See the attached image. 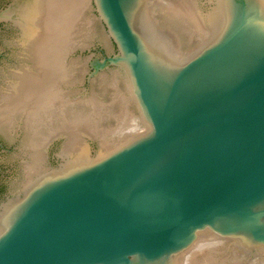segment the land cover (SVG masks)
<instances>
[{"label":"water","instance_id":"water-1","mask_svg":"<svg viewBox=\"0 0 264 264\" xmlns=\"http://www.w3.org/2000/svg\"><path fill=\"white\" fill-rule=\"evenodd\" d=\"M24 1L0 42V264L263 256L264 6Z\"/></svg>","mask_w":264,"mask_h":264},{"label":"flooded vegetation","instance_id":"flooded-vegetation-1","mask_svg":"<svg viewBox=\"0 0 264 264\" xmlns=\"http://www.w3.org/2000/svg\"><path fill=\"white\" fill-rule=\"evenodd\" d=\"M25 3L26 2L24 0H0V42L10 41L12 39H19L20 42L21 30L16 21L19 20V8ZM12 53L11 49H4L0 51V61L11 56ZM17 115L20 117L23 116L21 114ZM13 151V146H9L0 139V207L7 200V198L11 197L7 179L10 178V169L12 167L6 165L3 162V159Z\"/></svg>","mask_w":264,"mask_h":264},{"label":"rangeland","instance_id":"rangeland-1","mask_svg":"<svg viewBox=\"0 0 264 264\" xmlns=\"http://www.w3.org/2000/svg\"><path fill=\"white\" fill-rule=\"evenodd\" d=\"M207 240H209V241H207ZM203 241H205L206 243H211L210 244L211 247L209 246L210 249H209V247H207L206 249H204L205 251L203 250V252L200 253L201 251L196 249V247H197V244H199ZM215 241H216V243H215ZM223 241L225 242V245H224ZM221 243H223L224 246ZM197 244L193 247L192 250H190L191 253L188 252V253H186L187 255L186 254L182 255L183 257L181 256L180 258H178L177 261H175V264H205V263L206 264L207 263L208 264L209 263L210 264H252V263L254 264L255 261L257 262L256 264H258V263L264 264V262H262L264 259V255L259 257L260 259L259 258L257 259L256 257H258V256H256V257L251 256L250 251L248 249H246L245 247H243V245L237 244L236 242H233L230 240L229 241H225V240L221 241L219 239V241H218V239L212 240L210 238V239L201 240ZM216 245L218 247H216ZM212 247H213L214 251L212 250ZM219 248L220 249L222 248V249L218 250ZM188 255H190L192 257H189ZM189 258L190 259L193 258V260H190ZM182 259H184V260L182 261ZM258 260H259V262H258ZM187 262H189V263H187Z\"/></svg>","mask_w":264,"mask_h":264},{"label":"bare ground","instance_id":"bare-ground-1","mask_svg":"<svg viewBox=\"0 0 264 264\" xmlns=\"http://www.w3.org/2000/svg\"><path fill=\"white\" fill-rule=\"evenodd\" d=\"M254 4H256V3H259L260 4V6H264V0H251ZM258 4V5H259ZM212 239V238H211ZM213 240V239H212ZM206 241V240H205ZM205 241H203V242H201V243H199V244H197V247H196V249H198V250H200L201 252L200 253H202L203 252V250L204 249H206L207 247H209L210 246V244L211 243H206ZM207 241H209V240H207ZM219 241V240H218ZM222 241V240H221ZM224 242V241H223ZM215 243H216V241H215ZM218 243V242H217ZM222 245H223V243H221ZM238 244V243H237ZM224 245H225V242H224ZM223 245V246H224ZM235 245V244H234ZM222 246V247H223ZM211 247V246H210ZM210 247H209V249H210ZM216 247H218L217 245H216ZM215 247V248H216ZM220 247V246H219ZM222 249V248H221ZM220 248L218 249V250H221ZM212 250H213V247H212ZM205 251V250H204ZM214 251V250H213ZM217 251V250H216ZM197 252V251H196ZM190 253H191V251H190ZM193 253V252H192ZM198 253V252H197ZM199 253V254H200ZM212 253V252H211ZM187 255V254H186ZM195 255V254H194ZM182 256V255H181ZM189 257H192V256H190V255H188ZM206 256V255H205ZM183 257V256H182ZM211 257V256H210ZM190 259V258H189ZM208 259V258H207ZM258 259V258H257ZM260 259V258H259ZM262 259V258H261ZM184 259H182V261H183ZM190 260H193V258H191ZM211 260V259H210ZM252 260V259H251ZM187 261V260H186ZM208 261V260H207ZM194 262V261H193ZM254 262V261H253ZM258 262H259V260H258ZM261 262V261H260ZM262 262H264V259H263V261ZM185 263V262H184ZM187 263H189V262H187ZM257 262L255 261V263L254 264H256ZM206 264V263H205ZM208 264V263H207ZM210 264V263H209ZM253 264V263H252ZM259 264V263H258Z\"/></svg>","mask_w":264,"mask_h":264}]
</instances>
